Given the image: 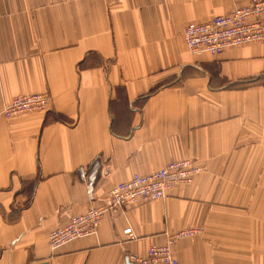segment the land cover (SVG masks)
I'll return each instance as SVG.
<instances>
[{
    "label": "crops",
    "instance_id": "1",
    "mask_svg": "<svg viewBox=\"0 0 264 264\" xmlns=\"http://www.w3.org/2000/svg\"><path fill=\"white\" fill-rule=\"evenodd\" d=\"M247 2L0 0V264H133L191 227L179 263L264 264V44L193 56L182 39ZM45 92V112L2 115ZM184 159L190 184L50 248L116 183Z\"/></svg>",
    "mask_w": 264,
    "mask_h": 264
},
{
    "label": "built area",
    "instance_id": "2",
    "mask_svg": "<svg viewBox=\"0 0 264 264\" xmlns=\"http://www.w3.org/2000/svg\"><path fill=\"white\" fill-rule=\"evenodd\" d=\"M187 51L193 56H218L230 48L247 44H264V0H248L247 4L214 16L203 23H188L182 30ZM50 105L47 93L20 95L4 107L6 119L34 112H45ZM200 171L189 159L171 161L159 170L113 185L105 199L91 206L83 214L74 216L61 227L52 230L48 242L57 250L78 239L96 235L104 214L111 209H124L165 198L168 191L179 184H190ZM201 233L200 228H187L169 237L164 246L151 245L144 256L132 255L133 264H181L172 255L171 245L183 237ZM130 236V229L124 230Z\"/></svg>",
    "mask_w": 264,
    "mask_h": 264
},
{
    "label": "rangeland",
    "instance_id": "3",
    "mask_svg": "<svg viewBox=\"0 0 264 264\" xmlns=\"http://www.w3.org/2000/svg\"><path fill=\"white\" fill-rule=\"evenodd\" d=\"M46 93V92H45ZM48 94V93H47ZM49 95V94H48ZM20 96V95H19ZM49 97H50V95H49ZM50 103H51V98H50ZM50 106V105H49ZM49 108V107H48ZM3 115V114H2ZM4 116V115H3ZM192 228V227H191ZM196 228V227H195ZM187 229V228H186ZM183 230H185V229H183ZM180 231H182V230H180ZM179 232V231H178ZM177 233V232H176ZM175 234V233H174ZM196 236V235H195ZM194 237V236H193ZM185 238H188L187 236L186 237H183V238H181V239H185ZM189 238H192V237H189ZM181 239H179V240H181ZM178 240V241H179ZM178 241H176L175 243H177ZM150 247V246H149ZM148 249V248H147ZM146 249V250H147ZM171 251H172V249H171ZM173 255V254H172Z\"/></svg>",
    "mask_w": 264,
    "mask_h": 264
}]
</instances>
